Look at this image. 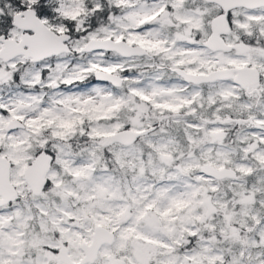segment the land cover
Wrapping results in <instances>:
<instances>
[{
  "label": "snow or ice",
  "instance_id": "6c2138e0",
  "mask_svg": "<svg viewBox=\"0 0 264 264\" xmlns=\"http://www.w3.org/2000/svg\"><path fill=\"white\" fill-rule=\"evenodd\" d=\"M0 264H264V0H0Z\"/></svg>",
  "mask_w": 264,
  "mask_h": 264
}]
</instances>
